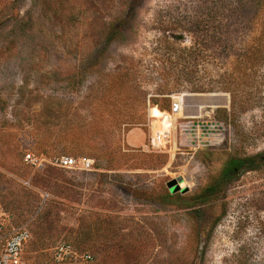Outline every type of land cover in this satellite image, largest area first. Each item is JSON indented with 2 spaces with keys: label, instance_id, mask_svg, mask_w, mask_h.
Listing matches in <instances>:
<instances>
[{
  "label": "rangeland",
  "instance_id": "374dc122",
  "mask_svg": "<svg viewBox=\"0 0 264 264\" xmlns=\"http://www.w3.org/2000/svg\"><path fill=\"white\" fill-rule=\"evenodd\" d=\"M216 2L139 0L123 33L111 37L105 28L122 17L125 0H0V206L30 231L26 264H59V243L92 257L60 264H240L245 253L248 264H264V72L248 82L254 106L234 113L220 92L182 91L164 108L147 80L157 71L159 36L192 45L188 33L160 25H205V12L212 27L243 25L215 16ZM248 38L233 34L228 43ZM119 68L135 75L127 88L112 83ZM206 73L197 66L184 85ZM190 94L216 95L220 105L199 113ZM166 114L170 138L160 141ZM25 153L87 157L97 170H35ZM249 158L253 168L194 205L230 160ZM172 182L187 191L171 194ZM82 231L88 245L77 243Z\"/></svg>",
  "mask_w": 264,
  "mask_h": 264
},
{
  "label": "trees",
  "instance_id": "16d2710c",
  "mask_svg": "<svg viewBox=\"0 0 264 264\" xmlns=\"http://www.w3.org/2000/svg\"><path fill=\"white\" fill-rule=\"evenodd\" d=\"M138 2L139 0H125L124 14L118 20L109 23L105 32L110 33L111 37L122 34L123 29L130 22ZM203 4L205 7L208 6L206 2ZM215 4L221 10L215 16L223 20L233 18L236 21H241L243 25L212 27V25H208L213 21V16L209 12L204 13L205 25H160L161 28L163 26L171 27L168 30L171 32L172 30L176 32L179 30V33L186 32L192 40L190 47H182L175 35L163 33L154 43L158 59L152 65L157 71H152L147 80L155 83L158 95L166 103L164 108L169 107L171 95L182 91L227 93L230 96L231 113L245 111L254 106V98L249 91L248 82L251 77L262 76L261 74L264 72V0H236L232 5H228L226 0H217ZM229 30L232 32L230 33ZM217 33L219 37H217ZM233 34H237L240 38H249L244 44L236 47L233 43H228L229 37ZM197 66H202L203 72H207V80L195 83L188 81L189 85L186 84L188 86L186 87L185 80L188 77L190 80ZM220 67L227 68V70L218 73ZM118 70L116 81L112 83L118 84L120 88H127L128 83L134 81L133 76L135 75H132L128 69L119 68ZM115 84L113 86L110 84V86L114 87ZM192 97L200 99L191 101V103H195L199 113L203 112L205 108L213 109L220 105L211 99L217 97L216 95H193ZM179 103V111H183V107L186 105L183 97ZM179 113L177 112V114ZM217 122L220 123L218 120ZM254 163L253 158L230 160L223 167L219 178L211 185H207L199 195L192 199L194 205L206 204L210 198L218 194L221 184L242 170H250ZM89 236L88 232L82 231L78 235L77 243L88 245ZM240 259V264H248L246 253L241 254Z\"/></svg>",
  "mask_w": 264,
  "mask_h": 264
},
{
  "label": "built area",
  "instance_id": "2783aa9c",
  "mask_svg": "<svg viewBox=\"0 0 264 264\" xmlns=\"http://www.w3.org/2000/svg\"><path fill=\"white\" fill-rule=\"evenodd\" d=\"M179 110V101L172 103V113L175 114ZM162 140L164 141L165 138ZM24 162L35 170H40L46 165L77 172H93L97 170L95 161L87 157L58 156L53 159H47L42 156L38 157L25 153ZM30 239L31 234L28 228L26 226L15 227L12 225L9 214L0 206V264H26L24 250ZM54 250V261L59 264L69 261L82 260L88 262L92 260L89 254L79 255L67 243H59Z\"/></svg>",
  "mask_w": 264,
  "mask_h": 264
},
{
  "label": "bare ground",
  "instance_id": "6f19581e",
  "mask_svg": "<svg viewBox=\"0 0 264 264\" xmlns=\"http://www.w3.org/2000/svg\"><path fill=\"white\" fill-rule=\"evenodd\" d=\"M163 117H164V122L161 123L159 128L156 130V133L159 136L160 141H162L163 138L168 139L169 133L171 131V120H170L169 116L166 114Z\"/></svg>",
  "mask_w": 264,
  "mask_h": 264
},
{
  "label": "water",
  "instance_id": "95a60500",
  "mask_svg": "<svg viewBox=\"0 0 264 264\" xmlns=\"http://www.w3.org/2000/svg\"><path fill=\"white\" fill-rule=\"evenodd\" d=\"M192 95H201V94H190L189 96H192ZM168 188H169V192H170L171 194H174V193H176L177 191H180V193L183 194L184 192L187 191L186 188L180 189V188H182V187L180 186V184H176L175 182H172L171 184H169V185H168Z\"/></svg>",
  "mask_w": 264,
  "mask_h": 264
}]
</instances>
